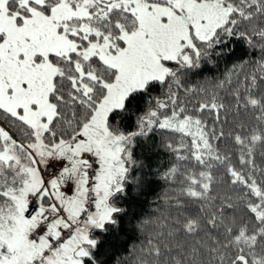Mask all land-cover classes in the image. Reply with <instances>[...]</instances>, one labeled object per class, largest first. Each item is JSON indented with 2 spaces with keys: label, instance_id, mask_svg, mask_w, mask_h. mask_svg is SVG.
<instances>
[{
  "label": "snow or ice",
  "instance_id": "obj_1",
  "mask_svg": "<svg viewBox=\"0 0 264 264\" xmlns=\"http://www.w3.org/2000/svg\"><path fill=\"white\" fill-rule=\"evenodd\" d=\"M0 264H264V0H0Z\"/></svg>",
  "mask_w": 264,
  "mask_h": 264
},
{
  "label": "trees",
  "instance_id": "obj_2",
  "mask_svg": "<svg viewBox=\"0 0 264 264\" xmlns=\"http://www.w3.org/2000/svg\"><path fill=\"white\" fill-rule=\"evenodd\" d=\"M244 52L242 45H237L236 51L233 53V56L229 59H235L237 56L242 55ZM205 71H212L211 69H205ZM159 190V185L153 183L148 192L145 193L144 198L142 200L130 201V206L133 207V211L130 215L135 218L143 213H146L149 209V202L156 191ZM128 220H125V227L117 236L112 238V246L115 253L124 252L127 250V246L136 240V234L134 230L127 226ZM124 239L121 241L120 237Z\"/></svg>",
  "mask_w": 264,
  "mask_h": 264
}]
</instances>
